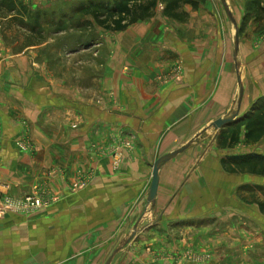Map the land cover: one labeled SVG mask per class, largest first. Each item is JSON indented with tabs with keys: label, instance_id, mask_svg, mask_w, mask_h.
<instances>
[{
	"label": "crops",
	"instance_id": "obj_1",
	"mask_svg": "<svg viewBox=\"0 0 264 264\" xmlns=\"http://www.w3.org/2000/svg\"><path fill=\"white\" fill-rule=\"evenodd\" d=\"M184 11L183 20L156 15L123 31L132 71L116 88L108 87L118 93L114 98L94 104L57 101L60 93L38 81L17 87L0 83V204L5 195L23 197L45 181L59 197L33 217L0 219V264H106L144 219L155 162L194 141L161 168L158 222L148 226L143 220L130 247L112 263L164 264L146 249L164 247L165 221L185 220L172 214L189 207L191 201L185 206L178 196L194 174L228 172L229 157L264 155V140L246 143L245 126L236 145H230L229 132L264 96V43L256 45L255 36L244 39L239 118L216 131L212 123L226 117L239 96L230 26L224 21L220 26L201 7ZM122 129L133 148L109 154ZM27 133L33 155L18 147ZM78 179L87 180L86 186L72 194L68 187ZM201 200L200 210H209ZM242 263L264 264V255Z\"/></svg>",
	"mask_w": 264,
	"mask_h": 264
},
{
	"label": "rangeland",
	"instance_id": "obj_2",
	"mask_svg": "<svg viewBox=\"0 0 264 264\" xmlns=\"http://www.w3.org/2000/svg\"><path fill=\"white\" fill-rule=\"evenodd\" d=\"M15 1L28 7L32 15L41 13L42 19L36 34H33L19 21H11L13 16L1 12V84L17 87L19 84L33 85L38 81L57 91L55 93H60L57 94V101H63L64 97H67L76 102L94 104L117 96L118 93L114 88L119 82H123L120 78H126L132 71L124 51L127 46L126 33L105 30L99 27L91 16H78L77 20L66 24L64 31L58 27L60 21H67L69 17L75 15L74 10L94 0ZM226 1L238 23L240 48L244 39L248 38L251 42L252 36H255L256 45L264 43V18L254 15L255 0ZM200 7L205 15L213 17L217 23L220 22V26L223 21L230 26L231 44L235 46L236 28L228 18L222 0H207ZM163 9L164 6L160 4L154 17L161 15L165 20ZM84 22L90 25L84 27L82 26ZM121 46L124 49H121ZM238 63L240 73L243 66L239 58ZM110 85L114 88H108ZM234 109H236L235 105L229 113ZM132 141L125 129L120 130L117 144L110 149L109 154L133 148ZM18 147L24 153L34 154V141L29 133L24 134ZM258 149L256 151H261ZM116 156L113 158L120 161ZM256 170V173L253 169H247L237 174L225 171L213 172L203 177L200 173L194 174V179L180 191L178 196L179 199L183 198L181 201L184 203L190 200L189 207L185 209L183 206V209L174 210L172 214L175 217H179L180 214L185 220L178 221L181 222L178 225L172 223L175 220L165 221L167 241L164 247L155 249L148 246L146 251L155 261L164 264H243L242 262L248 259L264 255V170L260 168ZM56 174L60 176L62 173ZM86 181L78 179L70 184L69 192L78 193L84 189ZM198 181H202L201 185ZM220 189L223 190L221 193ZM56 195L48 181L23 197L7 194L0 204V219L9 214L30 218L43 213L58 201L59 197ZM30 198H39L44 205L26 214L19 213L17 206L12 205L5 214H2L6 204L24 205ZM199 199L207 202L206 204L210 206L209 210H200L205 206L199 201L197 204ZM209 203H212V206ZM148 204L144 211V219L140 223L146 219V225L153 226L158 222L160 212L156 210L157 207L152 208L149 202ZM169 214L171 216V213L167 216ZM139 224L136 226L137 229ZM129 236L125 237L121 244ZM175 241L180 243L176 244ZM128 246L130 247V244L124 249Z\"/></svg>",
	"mask_w": 264,
	"mask_h": 264
},
{
	"label": "trees",
	"instance_id": "obj_3",
	"mask_svg": "<svg viewBox=\"0 0 264 264\" xmlns=\"http://www.w3.org/2000/svg\"><path fill=\"white\" fill-rule=\"evenodd\" d=\"M206 2L207 0H94L74 10L75 15L69 17L67 21H60L58 27L64 31L66 24L74 22L78 16H91L99 27L113 32H122L131 25L152 19L160 4L164 6L163 15L165 17L183 20L188 18V14L184 11L186 5L198 10L200 5ZM253 2L256 4L254 15L261 16L259 17L261 19L264 18V0ZM1 12L13 16L11 21H19L22 26L28 28L33 34H36V30L40 27L42 14L32 15L28 7L17 4L15 0H0V14ZM82 24L84 27L90 25L88 22ZM235 124L234 128L229 129V132H231V146L239 142L243 126L246 128L245 139L247 144L262 142L264 140V96L258 99L251 111ZM224 165L226 170L232 174L241 173L247 169H253L256 173V169L264 170V155L249 153L233 156L227 158Z\"/></svg>",
	"mask_w": 264,
	"mask_h": 264
},
{
	"label": "water",
	"instance_id": "obj_4",
	"mask_svg": "<svg viewBox=\"0 0 264 264\" xmlns=\"http://www.w3.org/2000/svg\"><path fill=\"white\" fill-rule=\"evenodd\" d=\"M222 3L224 5L225 11L227 13V16L229 18V20L231 21V23L234 25V27L236 28V35H235V46H234V57L237 63V69H238V58H239V53L240 51V30L238 27V23L237 21H235V17L231 11V8L229 7V4L227 3L226 0H222ZM238 85H239V96L237 99V102L235 104L236 109H234L231 113H228V115L224 118L218 119L216 120L214 123H212L211 127L212 129L216 130V131H220L222 129H225V127L230 126L231 124H233L234 122H236L239 118V114H240V108L242 105V100L244 98V82L242 80V77L240 75V73H238ZM200 137V136H199ZM198 138V137H197ZM194 143V141L188 143L186 146L182 147L181 149L165 155L164 157L160 158L158 161L155 162V164L153 165V176H152V183H151V188H150V193H149V197H148V202L151 204L152 208L156 207V198L158 195V189H159V185H160V171L161 168L167 164L169 161H171L172 159H174L175 157H177L178 155L186 152ZM137 231L138 229L136 228L135 232L132 233L131 236H129V238L127 240H125L120 247L115 251V253H113L112 257L109 259V261L106 264H112V262L114 261V258L124 249V247L128 244H130V242L135 238V236L137 235Z\"/></svg>",
	"mask_w": 264,
	"mask_h": 264
},
{
	"label": "built area",
	"instance_id": "obj_5",
	"mask_svg": "<svg viewBox=\"0 0 264 264\" xmlns=\"http://www.w3.org/2000/svg\"><path fill=\"white\" fill-rule=\"evenodd\" d=\"M12 205L17 206L16 208L19 210V213L26 214V213H29V211L31 212L33 210L41 208L44 204L42 203V200L39 198L38 199L30 198L27 200V202L24 205L8 203L4 206V208L2 210V214H5V212Z\"/></svg>",
	"mask_w": 264,
	"mask_h": 264
}]
</instances>
